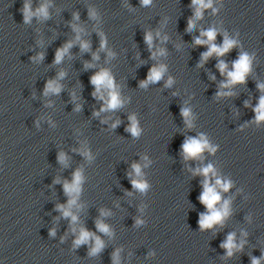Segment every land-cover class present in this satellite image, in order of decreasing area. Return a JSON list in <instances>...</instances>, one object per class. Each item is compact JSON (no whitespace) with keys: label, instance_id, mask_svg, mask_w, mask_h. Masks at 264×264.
<instances>
[{"label":"clouds","instance_id":"9594fccd","mask_svg":"<svg viewBox=\"0 0 264 264\" xmlns=\"http://www.w3.org/2000/svg\"><path fill=\"white\" fill-rule=\"evenodd\" d=\"M143 6H147L151 3V0H141ZM192 5L195 6V19H199L202 16V10L206 8H210L212 6V0H192ZM48 5L44 4L39 7L36 12H32L28 3H25L23 12H24V20L27 23L33 15H37L43 18L48 17L47 11ZM91 15H94L92 13ZM75 19H78V15L74 16ZM195 26L194 20L189 19L188 22V30L191 31ZM73 29L77 32L80 29L76 28L73 25ZM159 35V33H157ZM217 32L215 29H209L201 33V36H205L207 39L202 40L200 38H196L195 43L197 45L201 44H208V50L201 54V60L205 61L210 56L215 54L217 57L224 56L227 52H229L237 42L235 40L229 39L227 36L224 38V42L222 46H217L213 41H215ZM79 40V35L76 38ZM145 42L148 44L149 49L152 47V34L146 33L145 34ZM166 39V37L164 38ZM106 46V41L102 38L100 48L104 50ZM72 47V42L65 44L62 48L58 49L55 56V63H60L64 54L68 51L69 48ZM80 47L82 50H87L89 48V44L87 42L81 41ZM109 56L112 55L111 52L108 53ZM160 55H164V49L159 50ZM153 58L156 56V53H153ZM94 59H98V56L94 55ZM217 68L219 69L220 73L227 74L228 80L226 83H222V88H228L231 85L237 83L245 82L246 75L251 70V57L244 52H241L239 58L233 62V70L227 71V64L220 60L217 64ZM166 72V67L164 65H160L159 67H152L149 70L148 76L146 80L140 82L141 87H147L149 83H156L159 82ZM63 73H60V77H63ZM91 84L94 86L93 96L98 97L101 100H104V106L101 107L100 111H109V110H116L123 105V101L119 95L117 90V86L114 83V78L110 74L108 70H101L94 75L91 76ZM173 84V80L171 77L165 83V87H171ZM257 87L264 91V84H258ZM103 90V91H102ZM61 91V86L55 81L50 80L47 82L45 86V95L48 93H55L58 94ZM104 91H107V99H105ZM224 95H231V93L225 92H218L217 96H224ZM77 110H79V106H77ZM256 112V120L257 121H264V96L259 98V103L257 107L254 109ZM94 115H99V112H95ZM181 115L184 118L186 125L191 128V110L187 107L181 108ZM130 126L126 129L133 137H138L141 134V129L138 126V122L136 121L135 116H130ZM119 124V121H116L112 125L115 128ZM182 152L185 160L188 159H197L200 158L202 152L207 149L210 153L215 152V148L211 147L207 141V139L201 135L199 138L189 137L186 138L181 145ZM86 158L89 160L92 158L91 154L86 150L82 153ZM58 159L61 162H64L65 155L64 153H60ZM147 159V158H145ZM133 170L135 171L137 177L141 176V166L139 164L134 163L132 165ZM194 175H203V192L201 193L199 200L200 202L206 206L208 212L207 214L202 213L199 219V225L201 229H210L216 224H222L225 217L229 215V201L225 200L223 204L218 208L217 204L221 201L220 192L217 191V188L223 189L227 191L231 186L230 182L222 181L219 177H217L216 171L212 164H208L205 167L197 168ZM211 177H216L215 184L210 182ZM83 180V176L81 170H76L73 174V179L71 183L65 182L64 183V191L65 194L70 197L67 203V207L64 205H58V209L62 211L64 217H71V221L73 224L77 221V216L74 215L71 211L72 207L76 205L77 198L81 191V183ZM58 182V181H57ZM133 188L139 190L140 192L146 191L148 188V184L142 182L141 180H132ZM102 215H106V213H101ZM137 223H141V221H137ZM96 227L100 232L109 233V228L106 224L102 221L97 220ZM75 231V228H73ZM54 235V232L51 233ZM93 233L81 228L80 235L76 239L75 244L80 245L81 243H85L89 240L90 237H93ZM103 242L99 237H95V246L92 248L91 253L92 255L96 254L103 248ZM243 246V241H241L240 245H237L234 242V233L229 234L226 241L221 245V247L227 250V254L229 256L232 255L233 249L239 250ZM252 264H260V259L253 258Z\"/></svg>","mask_w":264,"mask_h":264}]
</instances>
